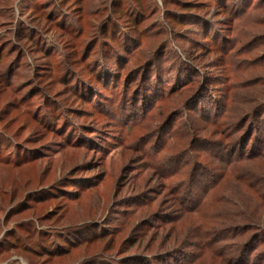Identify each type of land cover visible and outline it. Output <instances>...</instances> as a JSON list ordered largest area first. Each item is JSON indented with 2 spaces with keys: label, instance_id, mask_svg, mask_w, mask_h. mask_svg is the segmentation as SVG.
I'll return each instance as SVG.
<instances>
[{
  "label": "rangeland",
  "instance_id": "374dc122",
  "mask_svg": "<svg viewBox=\"0 0 264 264\" xmlns=\"http://www.w3.org/2000/svg\"><path fill=\"white\" fill-rule=\"evenodd\" d=\"M258 105L264 0H0V264H264Z\"/></svg>",
  "mask_w": 264,
  "mask_h": 264
},
{
  "label": "trees",
  "instance_id": "16d2710c",
  "mask_svg": "<svg viewBox=\"0 0 264 264\" xmlns=\"http://www.w3.org/2000/svg\"><path fill=\"white\" fill-rule=\"evenodd\" d=\"M186 5H188V4H186ZM189 6V5H188ZM186 11H190V10H186ZM158 59V58H157ZM158 61V60H157ZM157 61H156V65L153 63V64H151V63H149L148 65H147V71H146V74L148 73H150L149 71L151 70V67H152V65H155V66H159L158 65V63H157ZM158 71L159 72H157V75L159 74V75H161V72H160V70H159V67H158ZM151 75V74H150ZM150 77H152V76H149V79L147 80L148 82H149V80L151 79ZM261 106H257L256 108H254L252 111H251V113H253V116H251V118H249L250 119V123H249V127H248V130H247V132H246V138H244V139H242V145H241V148L243 147H247L248 145H249V140H251V138H252V136H254L255 135V138L253 139L254 141V143H253V150H252V152L251 153H255L254 151H255V145L256 144H262L263 143V141H262V136H263V134H264V107H262V108H260ZM243 121V120H242ZM241 121V122H242ZM258 155H264V154H259L258 153ZM257 156V155H256Z\"/></svg>",
  "mask_w": 264,
  "mask_h": 264
}]
</instances>
